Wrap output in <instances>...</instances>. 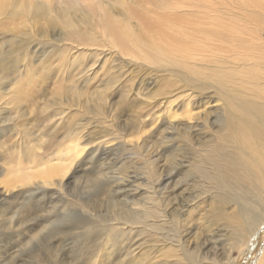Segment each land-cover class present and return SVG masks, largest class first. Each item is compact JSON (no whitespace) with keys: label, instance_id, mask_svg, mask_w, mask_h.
<instances>
[{"label":"rangeland","instance_id":"obj_1","mask_svg":"<svg viewBox=\"0 0 264 264\" xmlns=\"http://www.w3.org/2000/svg\"><path fill=\"white\" fill-rule=\"evenodd\" d=\"M49 1L51 29L43 17L25 14L36 0H0V264H185L196 256V241L213 253L231 246L236 261L242 250L229 232L237 238L253 208L226 219L217 211L218 193H197L199 183L217 181L213 156L224 147L212 120L198 129L186 118L220 105L203 99L199 106L209 92H198L233 70L214 71L209 54L231 45L247 0H209L213 7L170 0L178 6L175 25L162 29L149 0H79L96 9L95 22L102 7L115 18L124 8L138 10L129 31L146 58L137 64L103 45L78 0ZM43 63L73 73L64 84L77 92L66 93L64 78L47 75ZM111 65L124 66L114 79ZM158 210L160 217L150 213ZM216 223L223 226L215 231ZM206 234L216 237L207 241ZM220 261L211 253L204 259Z\"/></svg>","mask_w":264,"mask_h":264},{"label":"bare ground","instance_id":"obj_2","mask_svg":"<svg viewBox=\"0 0 264 264\" xmlns=\"http://www.w3.org/2000/svg\"><path fill=\"white\" fill-rule=\"evenodd\" d=\"M60 1L61 0L58 2ZM216 1L208 0L209 3L207 4L213 7L214 4L217 3ZM255 1H253V3L247 0L245 4H242L243 12L239 22L233 25L237 31L231 36V45L226 49H217V52L209 54L214 71H218L220 67H227L228 65H231L233 70H225V75L222 77L215 76L209 83L210 85L202 84L201 90L198 93L204 95L209 92V94L198 99L199 102L202 100L199 106L207 102L203 99L209 102H220V105L213 107V110H211L208 115L204 114L203 117L201 111L198 110L189 114L186 118L198 121L195 124L198 129L207 127V125L211 123V120L212 124H217L219 126L218 136L224 147V151L221 150L222 153L213 156L217 163L212 162L211 166V164L206 162L213 170H216L214 178H216L217 181H212L213 185L210 184L212 182L209 184L205 182L199 183L197 185L198 187L196 186V190L199 195L206 197L211 196L213 192L218 193L220 205L217 206V211L226 219L230 216L238 218L245 212L247 206L253 208L251 213L249 212L242 216L245 225L240 222L238 231L239 236L237 238L233 237L234 233L228 231L230 233L229 238L236 239V247H240L242 252L236 261H230V255L232 254L231 246L229 249L227 245L228 250H222L220 253L214 249L213 253L206 249V241L203 244L196 241V256L193 260L189 259V263L185 261V264H207V262H204V259L207 258L209 253L217 258L218 261L221 260L217 264L264 263V0ZM149 2L156 8L159 23L156 25L157 28L162 29L164 26L172 27L175 25L173 20L176 18L178 10V6L174 4L176 1L149 0ZM198 2L206 3L205 0H198ZM78 3V7L84 10L82 17L84 19H89L90 23L95 25V31L98 36H104L102 38L104 46L115 49L121 57L122 55H131L136 61L135 64H137L139 60L142 62L145 60L146 56L140 55V52L138 53V50H136L131 38V32L129 31V22L132 21L131 19L136 18V20H140L137 9L129 10L128 8H124L122 11L120 10V13H122L120 14V18H115V15L112 14L110 10L106 11L102 7L100 11L101 14L99 13L100 19L98 22H95V16H97L95 15L96 9H91V6L88 4L87 7L84 6L86 4L80 3L79 0ZM51 9H53L51 1L36 0V2L29 3V7H25L24 12L26 15L32 12L34 16L43 17L46 24L48 23V25H46L47 28L51 29L49 25H51L53 20L48 17L47 13V10L50 11ZM61 9L66 10V7H62L59 10ZM187 9H190L188 12L189 14L196 11V9L192 8H186L184 10ZM181 13L182 12H179L178 14ZM181 28H183V26ZM68 39L72 40V37L68 35ZM88 39L89 38L82 40L81 38L77 41L86 43ZM89 43L95 47L101 46V41L98 42L94 38H90ZM64 56L65 55H63L62 58H65ZM77 57L78 55L72 54V57L69 59L72 58V60H76ZM49 58L46 61L50 64L53 62V59L50 61ZM94 64H96V61L90 66H94ZM102 67L103 65L100 68ZM123 67L124 66L111 65L110 68L107 69V73L114 79V77L120 76ZM42 68L47 71V75L52 74L53 76V73L55 74V71H57L59 76L64 78L62 79L61 85L64 86L66 93L77 92V86L69 84V86H66L64 84L65 81L69 83L70 80L74 79L73 77L75 75H73V73L66 74V77L59 68L53 67L54 69H50V65L45 63H43ZM88 68L87 66L82 67L80 73H78L82 74L81 78H87V76L85 77L84 75L88 72ZM208 75H210V71L204 77ZM141 78L144 79L142 75L134 78V84ZM111 80L112 79H109V81ZM143 82L144 81H142V83ZM187 121H181L179 125H184V123H186L185 128H194V125H189ZM169 128L170 130L174 129L172 126ZM197 133L198 131L196 132V137ZM232 153H234V155H232ZM181 160L179 159V161ZM197 177L201 179L200 176ZM247 195H255L256 197L252 199ZM195 197H197V195H195ZM229 207H233L231 212L228 211ZM215 209L216 208L213 210ZM150 213L156 217L161 216L159 210L158 212L151 211ZM205 215V213L201 215L202 219L206 218ZM249 218L255 219L253 224H256V227H248ZM222 226L221 223H216V225L211 228L216 231L217 228ZM209 234H206L207 241L209 239L208 237L215 236ZM177 246L178 245H176V247ZM184 251L189 252V250H181L182 253Z\"/></svg>","mask_w":264,"mask_h":264}]
</instances>
